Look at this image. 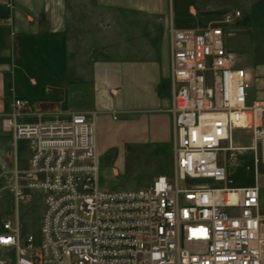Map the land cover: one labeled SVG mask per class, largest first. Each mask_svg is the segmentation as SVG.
<instances>
[{
	"label": "built area",
	"instance_id": "built-area-1",
	"mask_svg": "<svg viewBox=\"0 0 264 264\" xmlns=\"http://www.w3.org/2000/svg\"><path fill=\"white\" fill-rule=\"evenodd\" d=\"M240 16L170 27L173 174L148 187L100 188L94 115L18 123L30 101L12 99L3 125L13 143L30 139L32 153L11 189L16 204L23 188L41 194L43 214L40 243L22 236L17 210L3 222L0 251L15 257L0 264H264L258 186H222L220 154L235 130L250 132L255 167L257 153L264 165V101H248V71L226 45Z\"/></svg>",
	"mask_w": 264,
	"mask_h": 264
},
{
	"label": "rangeland",
	"instance_id": "rangeland-1",
	"mask_svg": "<svg viewBox=\"0 0 264 264\" xmlns=\"http://www.w3.org/2000/svg\"><path fill=\"white\" fill-rule=\"evenodd\" d=\"M263 2L264 0H157V7L150 13L143 10L112 8L101 10L94 7L92 19L82 20L84 23L80 21L73 25L77 53L92 51L93 60L99 63H136L149 67L151 78L147 77L150 87L160 103V106L153 110L123 112L119 108L120 105H112L111 101L115 100L113 89H106L112 100L109 106L106 105L104 111L100 112L94 93L82 86L78 87L84 85L81 80L75 83L78 86L70 85L67 88L62 101L64 110L95 116L99 159L98 182L101 189L138 190L151 185L154 178L159 175L171 177L173 174L174 140L168 84L170 27L202 28L220 20L226 10L239 11L240 19L233 22L234 35L226 39V45L242 58L245 65V60H251V56L246 53L261 56L264 47L261 42L255 41L253 36L235 33L237 27L247 24L249 9L256 14L261 13ZM254 19L256 20V17ZM260 19L259 16L254 22V27L259 30ZM76 76L80 74L75 73ZM126 83L131 85L132 96L141 94L139 89L144 85L142 79L128 77ZM87 85L91 86L92 83ZM31 146L32 141L25 138L11 145L20 169L28 168ZM251 147L250 132L247 130L233 132L232 148L220 154L221 164L226 170V181L222 186L236 188L256 184L260 195V213L264 215V170L257 172ZM10 166L13 173L8 175V178H12L13 181L16 174L15 166L13 163ZM12 181L9 183V179L5 177L0 181V230L5 220L15 221L17 210L22 236L25 238L31 235L36 243H40L43 197L36 191L23 188L25 198L16 204L11 189ZM23 183L24 180H21V184ZM0 255L13 263L15 257L13 249L0 251Z\"/></svg>",
	"mask_w": 264,
	"mask_h": 264
},
{
	"label": "crops",
	"instance_id": "crops-1",
	"mask_svg": "<svg viewBox=\"0 0 264 264\" xmlns=\"http://www.w3.org/2000/svg\"><path fill=\"white\" fill-rule=\"evenodd\" d=\"M156 4L157 0H0L1 178L9 179V183L12 181V178H8L13 173L12 163L17 171L20 169L17 156H13L11 148V132L3 125V120L11 112L10 104L14 97L30 101L26 111L18 112V123L68 118L76 111L69 113L64 110L63 96L70 85L78 86L75 84L78 80L84 84L78 87L82 86L94 93L100 112L111 102L113 106L120 105L123 112L153 110L160 106L150 87L149 67L136 63L108 64L94 61L92 51L77 53L78 46L73 36V25L92 19L94 7L150 13L157 7ZM260 10L261 13L256 14L249 9L247 24L237 27L235 34L253 36L264 47V2ZM259 16L260 30L254 27ZM244 28H247L246 31H242ZM246 55H250L251 60H245V65L243 61L241 64L248 71V101H264V51L261 56L255 53ZM75 73L81 77H75ZM128 77L144 81L142 89L139 86L140 95L132 96L131 85L126 83ZM88 83L92 85L88 86ZM168 84L170 86V71ZM106 89H113L115 100L111 99ZM20 170L24 172L28 168Z\"/></svg>",
	"mask_w": 264,
	"mask_h": 264
},
{
	"label": "water",
	"instance_id": "water-1",
	"mask_svg": "<svg viewBox=\"0 0 264 264\" xmlns=\"http://www.w3.org/2000/svg\"><path fill=\"white\" fill-rule=\"evenodd\" d=\"M257 161H258V163H257V172L260 173V172H262L264 170V165L260 163L259 154L258 153H257Z\"/></svg>",
	"mask_w": 264,
	"mask_h": 264
},
{
	"label": "bare ground",
	"instance_id": "bare-ground-1",
	"mask_svg": "<svg viewBox=\"0 0 264 264\" xmlns=\"http://www.w3.org/2000/svg\"><path fill=\"white\" fill-rule=\"evenodd\" d=\"M245 150V149H244Z\"/></svg>",
	"mask_w": 264,
	"mask_h": 264
}]
</instances>
